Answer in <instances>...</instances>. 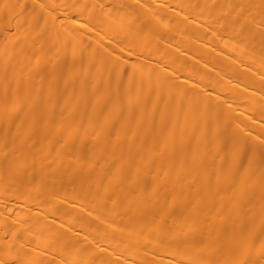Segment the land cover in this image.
<instances>
[{
  "label": "bare ground",
  "instance_id": "6f19581e",
  "mask_svg": "<svg viewBox=\"0 0 264 264\" xmlns=\"http://www.w3.org/2000/svg\"><path fill=\"white\" fill-rule=\"evenodd\" d=\"M0 264H264V0H0Z\"/></svg>",
  "mask_w": 264,
  "mask_h": 264
}]
</instances>
